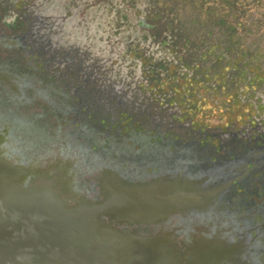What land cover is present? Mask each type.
Here are the masks:
<instances>
[{
	"label": "flooded vegetation",
	"instance_id": "af4514ba",
	"mask_svg": "<svg viewBox=\"0 0 264 264\" xmlns=\"http://www.w3.org/2000/svg\"><path fill=\"white\" fill-rule=\"evenodd\" d=\"M144 5V0H0V71L15 81H32L24 96L16 95L0 74V114L10 115L26 156L32 141L43 152L53 150L49 161L58 163L67 145L79 152L88 147L85 159L63 171L53 163L34 172L45 181L62 173L73 177L67 184L71 193L101 197L106 165L123 184L151 188L163 179L174 191L179 180L194 190V180H185L178 165L188 151H197L209 168H229L206 177L202 188L210 196L200 205L179 211L172 201L161 217L123 221L120 229L129 234L125 264H264V92L243 93L226 107L224 99L201 100L187 82L151 88L148 80L157 68L147 62L170 48L154 43L146 30ZM99 64L122 69L123 76L116 77L126 93L132 88L140 95L139 103L122 102L107 90L109 77L97 70ZM205 239L244 246L231 254L224 244L211 262L195 246Z\"/></svg>",
	"mask_w": 264,
	"mask_h": 264
},
{
	"label": "trees",
	"instance_id": "16d2710c",
	"mask_svg": "<svg viewBox=\"0 0 264 264\" xmlns=\"http://www.w3.org/2000/svg\"><path fill=\"white\" fill-rule=\"evenodd\" d=\"M144 2L154 8L153 18L169 19L161 41L169 52L148 57L158 65V82L170 89L187 82L201 100L214 104L217 99L209 92L224 93L226 107L243 93L264 92V0ZM180 64L185 67L182 72L177 71Z\"/></svg>",
	"mask_w": 264,
	"mask_h": 264
},
{
	"label": "rangeland",
	"instance_id": "374dc122",
	"mask_svg": "<svg viewBox=\"0 0 264 264\" xmlns=\"http://www.w3.org/2000/svg\"><path fill=\"white\" fill-rule=\"evenodd\" d=\"M143 9L145 12L144 21L146 25L149 26V28H147L146 30L153 35L154 43L161 44V41L166 38V32H168L167 23L169 19L166 20V18H163L162 20H159L153 18L154 8H151L148 5H144ZM163 47H165L166 49L170 48L166 44L163 45ZM147 65L151 66L152 64L147 63ZM153 66L156 67L158 65L153 64ZM181 66L183 65L180 64L178 66V72L183 71ZM183 68L185 69V67ZM99 69L107 72V77H109V81H107L104 86L107 88V90L117 93L118 100L120 99L122 102L128 101L134 104L139 103L140 95L138 93L132 94V88H129L130 91L126 93L125 91L128 89L126 84L116 77L117 75L123 76L122 69L118 70L114 67L111 70H107L104 64L97 65V70L99 71ZM97 70H95V73L99 75L100 73H98ZM153 70L154 72L151 74L152 77L149 78L148 81L150 82V87L155 89L163 85L164 83L158 82L156 80L159 78L160 75V73H158L159 70L154 68ZM0 74L5 75V80L11 86V90L16 95L19 94L24 96L25 94H22V92L25 91L26 86H28L29 84L31 85L32 83L31 80L25 81L17 79L15 81V78L6 76L7 74L10 75V73L3 70V68L1 69ZM166 88L170 89L168 84L166 85ZM102 89L105 90V88ZM209 93L212 97L223 100L224 93L222 94L218 91ZM0 115H2L0 117V162H3V156L8 155L13 157V159L17 163V166L14 169L16 171L13 172L12 175L7 174V176L4 177L0 175V181L5 179V182H10L14 186H17L18 183L22 182H24L25 184L27 183L28 179H31L29 177L35 174L34 172L36 170H44V168L42 167L47 164L55 163V165L59 167L58 170L63 171L61 167L64 168L66 165L69 167L72 161L74 163L76 160L80 161V159H85V156L83 154L86 153L88 149L87 146L83 147L82 151L79 152L77 149L74 150V148H71L70 145H67L65 151L68 152V154H66L65 156H59V160L62 163H58V160H55V158L52 159L53 161H49L52 158L51 153L53 152V150L49 149L47 150V153L43 152V150H39L38 145L36 144V142L33 141L31 145L30 143L28 145V142H25V146L28 145L27 149L30 150L31 154V156H26L21 146L22 144L19 140L20 137L18 138V136H16L14 132L10 115ZM23 126L26 127V125ZM71 149H73L74 151H72ZM60 151L63 153L64 150L61 149ZM69 151H72L74 153L70 154ZM178 165L179 168L184 171L183 175L185 176V180H194V190L187 189V184L185 182L182 184L179 180L177 184V189L174 191L170 189L169 184H164L163 179L151 184V188L144 185L139 187L138 185L133 186L123 184L122 179H118L117 177L115 179L111 178V176L113 175H109V171L111 172L112 169L110 168V165H106L103 170L104 174L100 180V184L103 188L102 192L106 195V202L104 204V207L107 209V211L112 217L119 221H127L135 217L155 219L164 215L165 212H169V210L166 211V203H170L172 201L175 202L177 210L179 211L183 208L193 207L194 204L200 205V203H203L205 198L210 196V194L205 192L202 188L204 186L205 180L208 178L210 173H225L224 171L229 169L228 167H225V165H218L217 167L213 168L207 167L204 164L203 160L200 158L199 153L197 151H188L184 153V155L179 158ZM38 176L41 175L39 174ZM43 181H45L44 178ZM45 182V185L47 186L46 196L48 198L49 203L56 202L58 193H60L61 195L70 196L71 198L75 199H78L80 195L84 194V192H81L79 190H74L73 193H71L70 190H67V184H73L75 180L73 179V177H67L66 175H64L63 177V173L60 178L46 179ZM20 188L21 187H17V191H19L22 196L28 195V189L25 186L22 187L23 189ZM164 189L167 190V193L164 192ZM63 192H65L66 194H63ZM203 214L204 211L200 210L196 215L199 225L203 224ZM224 241L225 251L227 253L239 254V252L243 250V241L241 243H236L233 245L229 243V239H225ZM126 243L128 242L126 241ZM224 244L216 239H205L196 241L195 246L201 257L206 256L210 258L209 261L212 262L215 259L214 257H216V255H218L222 251L220 249L224 246Z\"/></svg>",
	"mask_w": 264,
	"mask_h": 264
},
{
	"label": "water",
	"instance_id": "95a60500",
	"mask_svg": "<svg viewBox=\"0 0 264 264\" xmlns=\"http://www.w3.org/2000/svg\"><path fill=\"white\" fill-rule=\"evenodd\" d=\"M2 161L17 166L11 156ZM29 178L17 186L0 181V264H125L129 234L104 207V193L86 191L78 199L58 193L49 203L46 182ZM24 186L22 196L17 187Z\"/></svg>",
	"mask_w": 264,
	"mask_h": 264
},
{
	"label": "bare ground",
	"instance_id": "6f19581e",
	"mask_svg": "<svg viewBox=\"0 0 264 264\" xmlns=\"http://www.w3.org/2000/svg\"><path fill=\"white\" fill-rule=\"evenodd\" d=\"M15 168H8L3 162H0V175L2 177L7 176L8 175H12L13 172H15L16 170H14ZM0 176V177H1ZM1 179V178H0Z\"/></svg>",
	"mask_w": 264,
	"mask_h": 264
}]
</instances>
